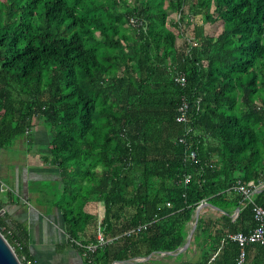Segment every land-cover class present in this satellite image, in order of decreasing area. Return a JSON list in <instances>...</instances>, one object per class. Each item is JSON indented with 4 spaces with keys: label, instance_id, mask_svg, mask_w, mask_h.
Masks as SVG:
<instances>
[{
    "label": "trees",
    "instance_id": "16d2710c",
    "mask_svg": "<svg viewBox=\"0 0 264 264\" xmlns=\"http://www.w3.org/2000/svg\"><path fill=\"white\" fill-rule=\"evenodd\" d=\"M36 119L61 171L54 204L68 242L84 254L74 240L120 235L85 264L177 251L202 202L220 215L199 217L201 264H238L232 235L256 221L234 185L264 184V0H0V148ZM3 208L0 198V230L34 261L27 224Z\"/></svg>",
    "mask_w": 264,
    "mask_h": 264
},
{
    "label": "crops",
    "instance_id": "0c3cea01",
    "mask_svg": "<svg viewBox=\"0 0 264 264\" xmlns=\"http://www.w3.org/2000/svg\"><path fill=\"white\" fill-rule=\"evenodd\" d=\"M50 139L48 126L43 120L36 119L29 136L20 137L11 146L0 148L3 212L27 224L35 264H85L81 251L68 242L62 210L54 204L57 185L62 178L59 167L52 163ZM200 215L217 218L220 213L213 206L206 205ZM193 240L194 236L185 251L155 253L153 259L157 264H201L203 255L210 251L209 242L192 247ZM217 253L220 252L217 251L215 256ZM248 264H264L262 246H249Z\"/></svg>",
    "mask_w": 264,
    "mask_h": 264
},
{
    "label": "built area",
    "instance_id": "2783aa9c",
    "mask_svg": "<svg viewBox=\"0 0 264 264\" xmlns=\"http://www.w3.org/2000/svg\"><path fill=\"white\" fill-rule=\"evenodd\" d=\"M131 22L133 23V25H137L139 23L138 19L135 17L131 18ZM175 80L181 85H185L187 82V77L185 74L180 73L175 77ZM189 109H190L189 102L186 98H184L183 102L179 107V114L177 115L178 122H186L188 120ZM180 141L185 143L186 138L181 137ZM197 158H198L197 149H191L188 151L186 159L196 162ZM190 179H191V175L190 174L186 175L185 182L186 183L189 182ZM263 186L264 184L260 186L256 185L254 181H250L246 184L242 183L241 181H238V183L234 185V188L245 196V198L247 199V203L252 205L254 219L256 221V225L250 230L249 233L237 232L232 235L233 239L236 240L240 246V252L237 260L238 264H247L248 248L250 245L264 246V206L256 201V193ZM149 224L150 223L140 224L136 227H133L125 231L123 234L131 235L135 232H139L142 229L147 228ZM119 236L120 235L106 238L104 235H101L99 237L98 242H93L88 244L83 243L81 240H74V242L76 243L77 246L84 248L85 252L83 255L84 257H86L89 256L90 253L95 252L100 246L109 244L113 242L115 239H118ZM24 260H25V264H35L34 261L28 260L26 259V257H24Z\"/></svg>",
    "mask_w": 264,
    "mask_h": 264
},
{
    "label": "water",
    "instance_id": "95a60500",
    "mask_svg": "<svg viewBox=\"0 0 264 264\" xmlns=\"http://www.w3.org/2000/svg\"><path fill=\"white\" fill-rule=\"evenodd\" d=\"M263 188H264V186L262 188H260L258 190V192L262 191ZM206 205H210V203L203 202L197 207V209L195 211L194 219L191 221L190 231H189V234H188V237H187L185 244L183 246L179 247V249L177 251H163V252H159V253L173 254L174 252H179V251L181 252V251H185L188 249V247L190 246L191 241L193 239L196 228H197L200 212H201L202 208ZM239 211H240V209H237L235 215H237L239 213ZM2 213H3V211H2ZM154 254L155 253L151 254L150 256L140 257V258H136L134 260L135 261H142V260L150 259V258H153ZM115 263H119V262H115ZM0 264H23V262L21 261V259L17 255L14 247L9 243V241L7 240V238L2 233L1 230H0Z\"/></svg>",
    "mask_w": 264,
    "mask_h": 264
},
{
    "label": "rangeland",
    "instance_id": "374dc122",
    "mask_svg": "<svg viewBox=\"0 0 264 264\" xmlns=\"http://www.w3.org/2000/svg\"><path fill=\"white\" fill-rule=\"evenodd\" d=\"M174 16H175V13H174V12L172 13V11H170V19L173 18ZM195 19H197V18L194 17L193 22H194ZM190 25H191V24H190ZM190 25H187V26H186V29H187V35H188V36L190 35L191 31L193 30L192 27H193L194 24L191 25V26H190ZM208 28H209V25L207 26V29H208ZM144 262H146V261H144V260L141 261V263H144ZM114 263H115V262H114ZM115 264H117V263H115Z\"/></svg>",
    "mask_w": 264,
    "mask_h": 264
}]
</instances>
